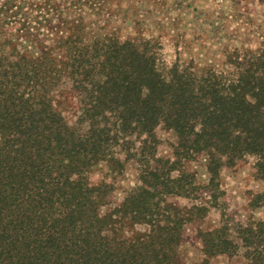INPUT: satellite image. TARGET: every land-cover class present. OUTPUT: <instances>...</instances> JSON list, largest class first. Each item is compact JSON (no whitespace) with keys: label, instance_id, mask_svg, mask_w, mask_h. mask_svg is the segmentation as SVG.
Instances as JSON below:
<instances>
[{"label":"trees","instance_id":"16d2710c","mask_svg":"<svg viewBox=\"0 0 264 264\" xmlns=\"http://www.w3.org/2000/svg\"><path fill=\"white\" fill-rule=\"evenodd\" d=\"M113 7L120 1L0 0V264H179L193 209L166 197L194 185L156 157L157 126L176 137L175 156H206L211 187L245 155L264 185V48L236 56L230 72H163L148 42L104 31ZM127 160L138 184L111 207L112 185L88 172L104 162L120 173ZM228 230L200 233L207 256L236 254L238 239L245 264H264L263 221L237 224L234 239Z\"/></svg>","mask_w":264,"mask_h":264},{"label":"rangeland","instance_id":"374dc122","mask_svg":"<svg viewBox=\"0 0 264 264\" xmlns=\"http://www.w3.org/2000/svg\"><path fill=\"white\" fill-rule=\"evenodd\" d=\"M114 1H120L121 9L113 7L108 12L103 11L100 19L106 23L99 24L120 40L148 42L163 72L174 64L190 65L196 70L212 68L217 72H230L233 71L230 62L236 56L254 54L264 48V0ZM104 5L101 2L100 7L107 10ZM155 135L156 157L172 161L175 170L171 175L190 174L194 185L188 197H166L167 203L179 209H193L181 229L177 247L179 264H245L238 239L233 240L239 245L236 254L207 256L200 233L225 224L234 239L237 224L244 225L249 220L264 222V204L255 202V196L263 191L264 185L255 176L254 157L245 155L233 165L220 167L211 187L205 155L175 156L176 137L161 126L155 128ZM116 156L124 158L123 153ZM88 181L110 183L113 191L109 205L116 206L138 184L137 166L127 160L122 172L117 173L102 162L91 167ZM194 207L202 210H194ZM144 229V225H135L131 230ZM131 230H125L123 235Z\"/></svg>","mask_w":264,"mask_h":264}]
</instances>
